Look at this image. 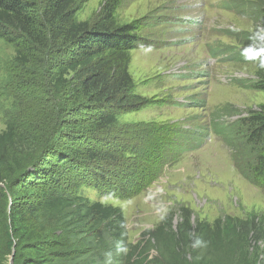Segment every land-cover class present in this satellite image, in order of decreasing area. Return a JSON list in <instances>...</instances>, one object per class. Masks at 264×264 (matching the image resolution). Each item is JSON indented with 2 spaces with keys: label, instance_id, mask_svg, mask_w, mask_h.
I'll return each instance as SVG.
<instances>
[{
  "label": "trees",
  "instance_id": "16d2710c",
  "mask_svg": "<svg viewBox=\"0 0 264 264\" xmlns=\"http://www.w3.org/2000/svg\"><path fill=\"white\" fill-rule=\"evenodd\" d=\"M114 3L80 22L78 0H0V40L31 76L34 101H44L43 116L26 122L17 112L0 131V264L13 249L12 264H264V223L256 215L192 227L182 209L175 230L163 219L132 244L119 208L81 194L85 172L112 156L107 140L117 117L142 102L128 73L130 52L148 46L137 33L160 25H119ZM259 20L253 32L232 35L245 48L226 62L253 65L255 79L243 86L264 93V15ZM60 133L65 139H53ZM196 134L210 138L208 130ZM214 134L236 139L231 147L247 171L264 178V113ZM197 237L206 247H193Z\"/></svg>",
  "mask_w": 264,
  "mask_h": 264
},
{
  "label": "rangeland",
  "instance_id": "374dc122",
  "mask_svg": "<svg viewBox=\"0 0 264 264\" xmlns=\"http://www.w3.org/2000/svg\"><path fill=\"white\" fill-rule=\"evenodd\" d=\"M109 2L78 0L76 20L91 22ZM115 7L119 25H160L137 33L148 46L130 52L128 73L142 102L117 117L107 140L111 159L85 172L81 194L119 208L132 244L163 219L175 230L182 209L190 211L192 227L224 216L256 215L264 223V178L247 171L231 147L236 139L214 134L264 113V93L243 86L255 79L254 66L225 61L243 48L232 35L258 28L264 0H115ZM13 58L0 40V131L17 112L26 122L44 115L31 76ZM205 130L210 138L196 140ZM75 138L84 149L85 133Z\"/></svg>",
  "mask_w": 264,
  "mask_h": 264
},
{
  "label": "clouds",
  "instance_id": "9594fccd",
  "mask_svg": "<svg viewBox=\"0 0 264 264\" xmlns=\"http://www.w3.org/2000/svg\"><path fill=\"white\" fill-rule=\"evenodd\" d=\"M193 247H196V248L206 247V241H204L203 239L197 237L193 241Z\"/></svg>",
  "mask_w": 264,
  "mask_h": 264
},
{
  "label": "water",
  "instance_id": "95a60500",
  "mask_svg": "<svg viewBox=\"0 0 264 264\" xmlns=\"http://www.w3.org/2000/svg\"><path fill=\"white\" fill-rule=\"evenodd\" d=\"M13 256H14V249L12 250V255L9 258V263L8 264H12L13 263Z\"/></svg>",
  "mask_w": 264,
  "mask_h": 264
}]
</instances>
